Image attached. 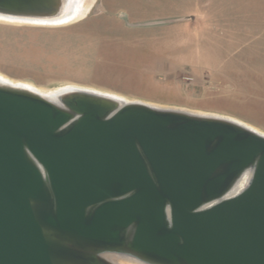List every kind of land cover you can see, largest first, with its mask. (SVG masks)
Instances as JSON below:
<instances>
[{
	"label": "water",
	"instance_id": "95a60500",
	"mask_svg": "<svg viewBox=\"0 0 264 264\" xmlns=\"http://www.w3.org/2000/svg\"><path fill=\"white\" fill-rule=\"evenodd\" d=\"M65 1L0 0V14L56 18ZM53 95L0 84V264H264V133L83 88Z\"/></svg>",
	"mask_w": 264,
	"mask_h": 264
},
{
	"label": "rangeland",
	"instance_id": "374dc122",
	"mask_svg": "<svg viewBox=\"0 0 264 264\" xmlns=\"http://www.w3.org/2000/svg\"><path fill=\"white\" fill-rule=\"evenodd\" d=\"M0 73L24 87L76 85L237 118L264 133V0H94L60 25L0 21Z\"/></svg>",
	"mask_w": 264,
	"mask_h": 264
},
{
	"label": "bare ground",
	"instance_id": "6f19581e",
	"mask_svg": "<svg viewBox=\"0 0 264 264\" xmlns=\"http://www.w3.org/2000/svg\"><path fill=\"white\" fill-rule=\"evenodd\" d=\"M93 1L92 0H67V1H65V3H63L62 15H60L56 18L41 19V20H37V19L25 20V19H19L16 17L0 14V21H7V22H12V23H29V24H36V25H51V26L52 25H60V24L66 23L68 21L76 20V19L84 16L90 10V7H91V4ZM0 84L13 85V86L19 85L18 82L11 80L10 78L3 75L2 73H0ZM25 86H27V88H29L30 90L35 91V92H37V93H39V94H41L44 97H47L49 99H53L54 98L53 94L59 90H63L66 88H83V87H77L76 85H73V86L67 85V87L61 86L58 88H56V87L55 88H50V87L49 88L48 87L47 88L46 87L40 88V87H37V86L30 84V83H25ZM83 89L96 91L98 93L113 97L119 101H126L127 100V98H125L124 96L117 94V93H114V92L103 91V90H98V89H94V88H83ZM149 104L154 105V106H158V107H163V108H170V107H166L164 105H159V104H155V103H149ZM175 109H181V108H175ZM181 110L191 112V113H197V114L218 115L215 113H208V112L205 113V112L188 110L186 108L181 109ZM229 118H231V117H229ZM232 119H234V118H232ZM239 122H241V121H239ZM241 123H243V122H241ZM245 125L253 128L255 130H258L256 127H254L253 125L251 126L248 123H246ZM248 179H249V173L246 172L243 176H241L239 178V180L236 182V184L234 185V187L232 188V190L230 191L229 194L234 195V194L238 193L241 189H243L246 186ZM103 256L111 264H149V263L141 261L135 257L125 255V254H121V253L108 252V253H105Z\"/></svg>",
	"mask_w": 264,
	"mask_h": 264
}]
</instances>
